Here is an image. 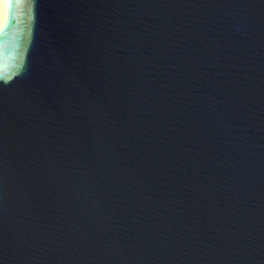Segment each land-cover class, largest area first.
<instances>
[{"label":"water","instance_id":"1","mask_svg":"<svg viewBox=\"0 0 264 264\" xmlns=\"http://www.w3.org/2000/svg\"><path fill=\"white\" fill-rule=\"evenodd\" d=\"M0 264H264V0H6Z\"/></svg>","mask_w":264,"mask_h":264},{"label":"bare ground","instance_id":"2","mask_svg":"<svg viewBox=\"0 0 264 264\" xmlns=\"http://www.w3.org/2000/svg\"><path fill=\"white\" fill-rule=\"evenodd\" d=\"M7 15V3L6 0H0V27L6 20Z\"/></svg>","mask_w":264,"mask_h":264}]
</instances>
